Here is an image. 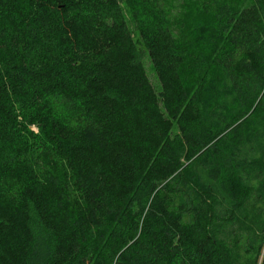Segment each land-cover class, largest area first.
Returning a JSON list of instances; mask_svg holds the SVG:
<instances>
[{"label": "trees", "instance_id": "obj_1", "mask_svg": "<svg viewBox=\"0 0 264 264\" xmlns=\"http://www.w3.org/2000/svg\"><path fill=\"white\" fill-rule=\"evenodd\" d=\"M176 1L0 0V264H264V0Z\"/></svg>", "mask_w": 264, "mask_h": 264}, {"label": "rangeland", "instance_id": "obj_2", "mask_svg": "<svg viewBox=\"0 0 264 264\" xmlns=\"http://www.w3.org/2000/svg\"><path fill=\"white\" fill-rule=\"evenodd\" d=\"M181 1V2H180ZM176 1L177 3H181V9L179 11V16L181 17L183 21V27L187 29L188 24H186L187 20H183V18L193 17L194 19H204L206 17V11L207 8H209V4L212 0H180ZM178 7L180 5H177ZM177 16V15H175ZM186 25V27H185ZM130 26L133 30L134 37L139 41V34L135 30L134 24L130 21ZM139 49L141 50V60L146 68V71L148 73V76L153 84V86L156 88L157 91L161 89V84L158 79V76L154 70V66L152 64V61L150 59V56L148 54V51L145 49L144 45L142 43H139Z\"/></svg>", "mask_w": 264, "mask_h": 264}]
</instances>
